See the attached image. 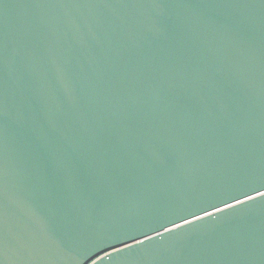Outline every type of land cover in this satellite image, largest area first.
Listing matches in <instances>:
<instances>
[{"label": "water", "instance_id": "1", "mask_svg": "<svg viewBox=\"0 0 264 264\" xmlns=\"http://www.w3.org/2000/svg\"><path fill=\"white\" fill-rule=\"evenodd\" d=\"M0 264H264V0H0Z\"/></svg>", "mask_w": 264, "mask_h": 264}]
</instances>
